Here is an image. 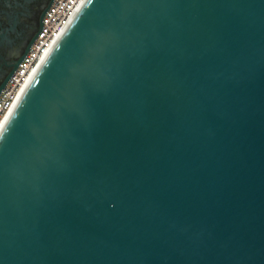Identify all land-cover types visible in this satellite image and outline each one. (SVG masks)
<instances>
[{"label":"water","instance_id":"95a60500","mask_svg":"<svg viewBox=\"0 0 264 264\" xmlns=\"http://www.w3.org/2000/svg\"><path fill=\"white\" fill-rule=\"evenodd\" d=\"M4 1L0 95L54 2ZM0 264H264V0H86L0 133Z\"/></svg>","mask_w":264,"mask_h":264},{"label":"built area","instance_id":"2783aa9c","mask_svg":"<svg viewBox=\"0 0 264 264\" xmlns=\"http://www.w3.org/2000/svg\"><path fill=\"white\" fill-rule=\"evenodd\" d=\"M86 0H54L29 54L0 95V131L41 64L67 30Z\"/></svg>","mask_w":264,"mask_h":264},{"label":"flooded vegetation","instance_id":"af4514ba","mask_svg":"<svg viewBox=\"0 0 264 264\" xmlns=\"http://www.w3.org/2000/svg\"><path fill=\"white\" fill-rule=\"evenodd\" d=\"M0 11H10V8H8V6L5 4L4 0L0 1ZM38 18H39V7H38V5H34V6H32V12H31L29 18L23 19L24 23H28L34 29V31L30 30L29 34L35 33ZM0 21L3 24H5L7 22L5 17H0ZM22 51H23V47L21 45H17L15 48L10 49L4 53L5 59L7 60V62H14V61L19 59V57L22 54ZM0 63H2V62H0ZM3 69H4L3 70L4 72L3 73L0 72V85L4 81L6 75L10 72V68L3 67Z\"/></svg>","mask_w":264,"mask_h":264},{"label":"bare ground","instance_id":"6f19581e","mask_svg":"<svg viewBox=\"0 0 264 264\" xmlns=\"http://www.w3.org/2000/svg\"><path fill=\"white\" fill-rule=\"evenodd\" d=\"M7 122V121H6ZM6 124V123H5ZM5 124H4V126H5ZM4 126L2 127V129L4 128ZM2 129H1V131H2ZM1 131H0V133H1Z\"/></svg>","mask_w":264,"mask_h":264}]
</instances>
